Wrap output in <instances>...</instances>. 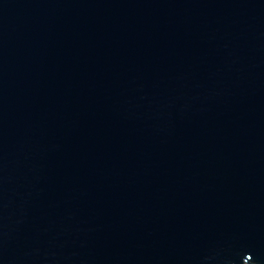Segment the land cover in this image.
<instances>
[{"label": "water", "instance_id": "water-1", "mask_svg": "<svg viewBox=\"0 0 264 264\" xmlns=\"http://www.w3.org/2000/svg\"><path fill=\"white\" fill-rule=\"evenodd\" d=\"M0 264H264V0H0Z\"/></svg>", "mask_w": 264, "mask_h": 264}]
</instances>
